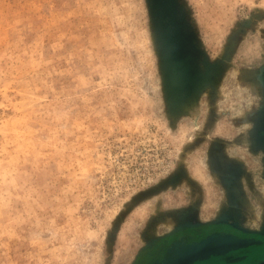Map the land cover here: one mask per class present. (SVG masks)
I'll list each match as a JSON object with an SVG mask.
<instances>
[{
	"label": "rangeland",
	"instance_id": "1",
	"mask_svg": "<svg viewBox=\"0 0 264 264\" xmlns=\"http://www.w3.org/2000/svg\"><path fill=\"white\" fill-rule=\"evenodd\" d=\"M214 226L264 241V0H0V264Z\"/></svg>",
	"mask_w": 264,
	"mask_h": 264
},
{
	"label": "flooded vegetation",
	"instance_id": "2",
	"mask_svg": "<svg viewBox=\"0 0 264 264\" xmlns=\"http://www.w3.org/2000/svg\"><path fill=\"white\" fill-rule=\"evenodd\" d=\"M185 238L188 243L202 244L208 241L211 244V249L206 257L202 256L201 251L190 256L187 264H263L264 263V241L255 243L250 246L240 247L243 239H248L249 235L238 233L226 229L225 227H196L185 231ZM179 234V233H178ZM180 235V234H179ZM174 238L175 235H171ZM254 236H250L253 238ZM149 250L155 249L156 245ZM158 248H156L157 250ZM216 255H213V254ZM155 251L149 255H140L135 264H157L160 256ZM187 254H189L187 252ZM227 256V257H226ZM204 260L200 261L201 259Z\"/></svg>",
	"mask_w": 264,
	"mask_h": 264
}]
</instances>
